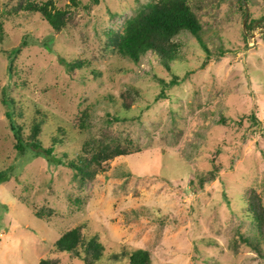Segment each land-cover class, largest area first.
<instances>
[{
  "label": "rangeland",
  "instance_id": "1",
  "mask_svg": "<svg viewBox=\"0 0 264 264\" xmlns=\"http://www.w3.org/2000/svg\"><path fill=\"white\" fill-rule=\"evenodd\" d=\"M16 1L0 0V170L8 175L0 264H37L61 230L76 226L103 246L96 264H125L111 255L131 248L147 249L151 264H264L238 238L254 232L241 211L243 189L254 187L264 203V24L245 28L264 0L245 3L243 25L235 0H188L209 52L181 31L169 69L151 52L133 62L104 47L108 31L148 0H78L72 24L58 31L33 13L6 14ZM60 58L86 62L69 72ZM173 75L162 87L158 80ZM130 88L137 94L124 108L120 94ZM6 110L23 137L40 120L38 140L50 154L19 155ZM104 127L137 152L109 160L91 180L55 162L81 154ZM57 255L60 264H83Z\"/></svg>",
  "mask_w": 264,
  "mask_h": 264
},
{
  "label": "trees",
  "instance_id": "2",
  "mask_svg": "<svg viewBox=\"0 0 264 264\" xmlns=\"http://www.w3.org/2000/svg\"><path fill=\"white\" fill-rule=\"evenodd\" d=\"M249 0H235L241 15L245 12V3ZM80 5L78 0H70L69 5L64 7H56L54 0H17L10 5V9L6 10V14L17 13H33L44 20L51 31H58L64 28L67 24H72L71 9ZM83 7H86L82 5ZM263 21L264 10L259 18H250V13L247 14L245 28L248 31L252 23ZM74 23V22H73ZM181 31H187L206 53L209 52L202 40V29L199 19L191 8L188 0H148L140 4L137 12L132 16L125 18L119 30H110L106 34L104 47L110 51H115L119 55L136 62L146 52H151L158 64L169 69L172 61L177 59L179 55V43L174 40V36ZM2 23L0 20V39L2 37ZM243 36L246 35L244 32ZM27 41L22 39L20 44L12 47L7 58L12 60L20 48L26 45ZM61 63L67 71L71 72L74 69H79L85 64L83 59L64 60L60 58ZM205 64L202 61L201 65ZM12 69L9 61L8 74L11 75ZM175 75L165 83L159 79L162 87L167 84L171 85L176 82ZM136 92L130 88L120 94L123 98L122 105L128 108L132 103ZM2 101L3 97L1 98ZM9 108V107H7ZM78 116L81 121L80 126L84 123V118L87 112L82 111ZM8 120L9 128L12 131L14 139V149L19 155H23L26 150H33L35 154L41 155L50 154L51 146L42 148L38 140L40 120H35L31 123L29 133L23 137L20 126L15 124L11 119L9 110L4 112ZM253 117V114L251 115ZM137 152V150H129L127 143L122 144L118 141V137L103 128L99 138H89L82 144L81 154L76 157L68 158L63 161L61 158H55V162L62 164L65 167L72 168L75 175H78L79 180H91L93 177L107 169L109 160L119 156H126ZM264 155V151H261ZM213 159V158H212ZM212 169L208 170L205 175L206 180L212 179L214 171L217 167L212 163ZM8 179V175L4 170H0V182ZM203 179L199 180V184ZM243 217L246 218L253 227V235H238V238L244 245L254 250L261 258L264 259V250H261V244L264 242V203L261 195L252 186H247L242 192ZM34 215L38 216L36 212ZM103 246L97 241L96 236L84 238L79 226L63 229L59 232L57 238L52 243V248L44 258H39L37 264H60L59 253H70L71 255L80 258L83 264H96L101 256ZM113 259L124 260L125 264H151L150 252L144 248H131L123 250L118 254L111 255Z\"/></svg>",
  "mask_w": 264,
  "mask_h": 264
},
{
  "label": "water",
  "instance_id": "3",
  "mask_svg": "<svg viewBox=\"0 0 264 264\" xmlns=\"http://www.w3.org/2000/svg\"><path fill=\"white\" fill-rule=\"evenodd\" d=\"M246 12H247V10H246V7H245V12H244L243 19H242V25L244 24V18L246 17Z\"/></svg>",
  "mask_w": 264,
  "mask_h": 264
}]
</instances>
